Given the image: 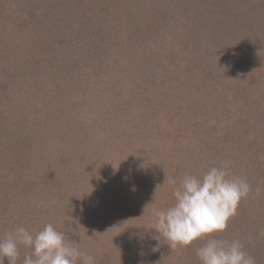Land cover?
Returning a JSON list of instances; mask_svg holds the SVG:
<instances>
[{
	"label": "rangeland",
	"instance_id": "rangeland-1",
	"mask_svg": "<svg viewBox=\"0 0 264 264\" xmlns=\"http://www.w3.org/2000/svg\"><path fill=\"white\" fill-rule=\"evenodd\" d=\"M106 8L114 25L103 30ZM0 16L5 122L23 136L37 114L54 121V139L43 140L37 155L27 139L19 145L24 151H8L11 159L0 167L6 169L0 178V205L8 209L3 217L16 211L10 228L22 225L35 233L56 222L96 264H199L195 249L203 241L183 248L158 242L155 229H148L150 209L175 202L168 177L179 183L186 173L200 175L227 161L230 173L246 179L251 190L227 229L212 235L240 240L256 264H264V0H0ZM75 33L84 45L109 43L110 64L103 68L109 86L131 98L137 93L145 98L142 105L135 108L123 98L115 114L95 116L89 98L81 96L96 89L73 80L83 62L73 55ZM64 34L67 48L61 47ZM114 41L119 47L112 50ZM177 68L201 78L186 84L175 79L183 96L158 102L149 91L161 93ZM62 127L70 131L60 135ZM90 144L101 145L95 150ZM63 153L88 161L106 156L82 174ZM151 169L155 184L147 182ZM39 201L45 205L38 215L22 214L21 208ZM80 206H98L102 217L94 230L103 227L99 240L107 242L108 257L99 240L90 245L66 232L74 224L78 229L79 221L84 225Z\"/></svg>",
	"mask_w": 264,
	"mask_h": 264
},
{
	"label": "clouds",
	"instance_id": "clouds-1",
	"mask_svg": "<svg viewBox=\"0 0 264 264\" xmlns=\"http://www.w3.org/2000/svg\"><path fill=\"white\" fill-rule=\"evenodd\" d=\"M173 185L175 202L167 208L152 206L150 214L155 229L154 239L167 241L170 248L188 247L194 241L203 243L195 249L199 264H256L255 258L238 239H219L212 234L222 233L229 220L237 214L239 202L250 192L246 179L232 175L227 161L208 168L200 175L185 174ZM45 205L37 202V207ZM31 248L22 264H96L94 256L82 251L64 231L47 223L33 233L22 225L14 226L0 237V264H17L20 246Z\"/></svg>",
	"mask_w": 264,
	"mask_h": 264
},
{
	"label": "trees",
	"instance_id": "trees-1",
	"mask_svg": "<svg viewBox=\"0 0 264 264\" xmlns=\"http://www.w3.org/2000/svg\"><path fill=\"white\" fill-rule=\"evenodd\" d=\"M107 13H109L108 8H106L105 14L101 15L102 23L104 25L103 30H106L108 26L112 29L111 26L114 25V24L110 23L111 19H109ZM101 18L97 17V19H101ZM0 19L3 20V16H0ZM51 23L52 24L54 23V19L49 23V25ZM63 38H67V41L63 40L61 47L67 48L69 45L68 37L66 34H64ZM72 38L75 41V44L71 45L74 48L73 55H74V57H76L78 59L79 62L83 61L81 65L78 63V65L75 67V70H76L75 72H76L77 78L74 77L75 79H73V80L75 81L76 84H79V85L86 82V84L89 87L91 86L92 88L96 89V92L91 91V90L89 92H87L86 94H89V96H87V98H85V96H81V98L83 100L89 98L88 102L91 104V106H90L91 110L94 111V114L96 117L98 115L99 119H107L109 116H111V113L115 114L116 113L115 106L118 103H120L122 100H125L123 98H126L127 101H130L132 99L130 101L132 103H129V104H131L135 108L139 107L140 105H142L145 102V98L139 99V96L137 95V93L129 94L133 97V98H131V97L126 96L125 94H122V92H119V90H114L113 86H111V85L109 86V75L106 73V71L103 70L104 67H107L108 63L110 64L109 55L105 56V54H106L105 52H107L108 50H111L108 47L109 43L103 41L102 43H100L98 45L97 42H93V41L89 40L88 44L84 45V43L82 42V38L78 35V33H75V35H73ZM101 40H102V38H100V41ZM114 42L115 43H112V50L115 49L116 45H117V47H119L118 42H116V41H114ZM60 51H62V49ZM210 57L212 60L214 58V55L212 53H210ZM222 66L223 65H220L219 67L221 68ZM216 68L217 67L213 65V69H216ZM62 71H64V69H62ZM66 71H68V70H66ZM174 73L175 74H172V76H173L172 78H169L168 81L165 80L163 82L165 87H162L161 93L156 92L154 90L149 91V92H154L155 98L157 99L158 102L160 101L161 103L165 104L167 101H168L167 103H169V101H174L173 99H175L176 97H182L183 96L179 93L180 92L179 90H176V86H175L176 80L175 79H177V81H183L184 84H186L192 78H198V80H199V78H201V76L196 74V72H194L193 70H191V71L188 70L186 72L185 69L181 70L180 68H177ZM213 73H214V70H213ZM99 91H101L102 93H105V95H100ZM191 91H193V90H188V94ZM147 94H149V93H147ZM186 97H187V95H186ZM186 97H184V100ZM191 99H192V97L189 96V97H187L186 100L191 101ZM98 100H100V101H98ZM1 101H4V100H1ZM95 103H96V105H93ZM135 113L136 112L134 111V114H133V112L131 114L135 115ZM4 116H6V114H5V110H4V105H2L0 107V167L1 168H3L4 164L6 163L5 158H10L9 156L11 154H9L8 151H10L11 153L16 152V151H20V152L24 151V149H21L23 146L21 148L19 146L20 142L21 143L26 142V140L28 139L30 145L33 148V152H35L34 154L37 155L38 154L37 151H38V149H40V146L44 145L43 140L45 141V139H49L52 142L54 139V137L51 136L52 133L50 134L51 131H54L53 130L54 129V126H53L54 121L49 120L48 117L42 118L39 116V114H37L36 116H33V119L30 120V122L32 123L31 125H29L30 129L27 130V133L25 135L20 136V133L15 132V129L13 126L14 124L12 125L11 122H9V121L5 122L6 118ZM68 119L71 120L72 119L71 116ZM16 122L20 126V120L16 121ZM27 123H29V122H27ZM50 123H52V124H50ZM147 123L149 124L148 121L144 122V125H146ZM21 125H22V127L24 126L22 123H21ZM47 126L50 127L51 130H49L47 128ZM108 126L109 125L103 124L101 126V129L105 130L106 127L108 129ZM109 130H112V128H110ZM60 131L61 132H59V134L61 135L63 133H67L70 130H68V128L62 127ZM82 131H84L85 133L87 132L89 134L88 129H86L85 127L82 128ZM184 131L182 129H180L181 133H183ZM90 134H92V132H90ZM11 139L13 141H18V143L16 145L15 144H9V142H11L10 141ZM152 141H154V139H152ZM99 142L102 143V141H99ZM100 145L90 144L89 147L91 149L97 150L100 147ZM75 147L76 146L74 145V148ZM62 149H67V148L62 147ZM25 150H28V149H25ZM63 154H64V156H62L61 158L70 159V163L68 165L73 170L74 169H75V171L77 170V172L78 171L80 172V170H82V174L86 173L85 172L86 170L94 169L95 165L104 159L103 156H106V153H102V154H99L98 156L95 155L94 158L91 157V159H89L90 161H88L85 159L84 155L80 156L78 158H74V157L72 158L68 154H65V153H63ZM13 156H15V155H13ZM152 156L154 157L153 154H152ZM62 160H60V161L62 162ZM63 162H65V161H63ZM151 166H152V164H151ZM5 170L4 169L0 170L1 180H2V177L4 176L3 172ZM97 173L98 172H96L95 174H97ZM147 173H148L147 182L150 183V181H152L155 184L157 181V178H158V176L156 175V171L151 169V171L147 172ZM106 177H107V175H106ZM32 183L37 184L35 181ZM45 186H47V183H45ZM4 192H6V189L4 190ZM17 196L20 197V194H18ZM0 197H3L2 192L0 193ZM100 198H102V196H100ZM83 202H84V200H83ZM42 207L30 208V206H27L25 208H21V210H22V214L24 216L29 214L31 217H34L35 215H38L41 212ZM88 207H89V205H88ZM88 207L86 209H84L82 206H80L79 208L76 207V209H78L79 211H82V214L85 215L86 220H84V225H86L87 227H85L82 224V222L79 221V223L77 224L78 229H76L77 228L76 224H74L73 226L71 225L70 230L66 231V232H68V233L72 232V234L75 236L76 239L85 238L84 240L87 241V244L91 245L92 242L99 240V235L101 234V230H103V227L100 228L101 227L100 226L99 229H97L96 231L94 230V228L98 225V222L100 221L99 217H102V215L100 214L99 210L97 209L98 206L97 207H91L89 209H88ZM2 210H3V207L1 208V205H0V237H2L6 231H10L12 229L9 227L10 224H8V223L10 221H12L16 215V211L10 210L12 217L11 216L3 217L6 214V211L8 209H5L3 211ZM4 212H5V214H4ZM71 221L72 220H69V224L71 223ZM55 225H56V222H55ZM11 226H13V225H11ZM105 230H107V229H105ZM97 231H99V232H97ZM91 237L93 239H91ZM99 241H100L99 244L101 246L99 249L101 251H103V254L105 255V257H108L109 252L106 251V247H108L107 242L104 239L99 240ZM193 243H195V241ZM77 246L80 247V245H78V244H77ZM20 251H21V258L17 262V264H22V260H23L24 255L30 254L31 248H25L23 245H21ZM100 259H102V258H100ZM5 264H7V260H5Z\"/></svg>",
	"mask_w": 264,
	"mask_h": 264
}]
</instances>
